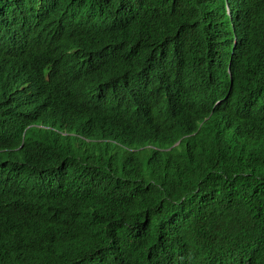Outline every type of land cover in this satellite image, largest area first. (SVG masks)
<instances>
[{
  "label": "trees",
  "instance_id": "16d2710c",
  "mask_svg": "<svg viewBox=\"0 0 264 264\" xmlns=\"http://www.w3.org/2000/svg\"><path fill=\"white\" fill-rule=\"evenodd\" d=\"M244 1L256 16L264 0ZM224 6L0 0V150L28 126L13 84L70 133L31 128L0 154V264H264V102L199 128L217 92L197 64ZM256 73L254 102L264 45Z\"/></svg>",
  "mask_w": 264,
  "mask_h": 264
},
{
  "label": "clouds",
  "instance_id": "9594fccd",
  "mask_svg": "<svg viewBox=\"0 0 264 264\" xmlns=\"http://www.w3.org/2000/svg\"><path fill=\"white\" fill-rule=\"evenodd\" d=\"M246 3L247 6H244ZM235 5L236 8L245 7L239 17V14L231 15L230 9H233ZM249 7L250 1L241 0L230 3L229 0H225L220 17L215 18L212 22L214 28L204 33L203 38L206 41L205 44L209 43V51L201 58V61L198 60L197 65L201 69L199 81L204 83L208 91L215 90L217 95L211 97V112L200 124L201 130L203 123L206 124L210 121L216 108H243L247 112L251 108L240 103L245 102L251 106L253 103L261 105L264 102V100L254 102L263 92L262 83L256 73V63L264 45V1L256 16L248 15ZM233 39H236V45L230 47ZM217 44L225 46L221 49L226 51L216 50ZM250 65L252 68L248 70L247 67ZM13 86L14 90L8 97L12 99L11 102L15 103L16 110L22 114V117L27 119L28 126L20 132L21 139L18 147L0 150V154L20 152L29 135L27 130L31 128H37L39 132H53L63 137L69 136L68 131L48 125L51 116L43 105L31 103V82L28 81L24 85L13 84ZM24 104H26L25 107ZM193 135L181 138L176 142H180L178 146H175V143L171 147H179L185 138ZM2 165L0 164V187L4 178L2 175L8 171V168L6 166L2 168ZM11 165L17 166L12 163ZM7 205L11 209H5L2 214L4 221L11 219L17 210V206L14 208L15 203Z\"/></svg>",
  "mask_w": 264,
  "mask_h": 264
},
{
  "label": "water",
  "instance_id": "95a60500",
  "mask_svg": "<svg viewBox=\"0 0 264 264\" xmlns=\"http://www.w3.org/2000/svg\"><path fill=\"white\" fill-rule=\"evenodd\" d=\"M255 1H257V0H255ZM244 6H247V3H246V5H244ZM244 8L245 7H237L236 8V5L233 7V9H230L231 10V15H238V17L244 12ZM233 19H235V18H233ZM253 65V64H252ZM252 65H250V66H248L247 67V69L248 70H250L251 68H252ZM213 67V66H212ZM11 108L13 109V110H15L16 108H17V106L15 105V103L14 102H11ZM180 142H178V143H176V145L175 146H178V144H179Z\"/></svg>",
  "mask_w": 264,
  "mask_h": 264
},
{
  "label": "bare ground",
  "instance_id": "6f19581e",
  "mask_svg": "<svg viewBox=\"0 0 264 264\" xmlns=\"http://www.w3.org/2000/svg\"><path fill=\"white\" fill-rule=\"evenodd\" d=\"M235 42H236V41L234 40V43H235ZM172 148H173V147H172ZM172 148H171V149H172ZM169 150H170V149H169Z\"/></svg>",
  "mask_w": 264,
  "mask_h": 264
}]
</instances>
